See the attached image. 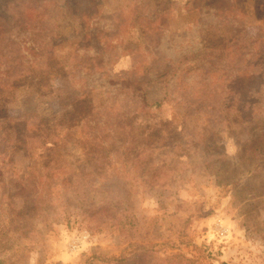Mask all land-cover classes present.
Returning <instances> with one entry per match:
<instances>
[{"label":"rangeland","instance_id":"1","mask_svg":"<svg viewBox=\"0 0 264 264\" xmlns=\"http://www.w3.org/2000/svg\"><path fill=\"white\" fill-rule=\"evenodd\" d=\"M3 18L0 264H264V0H0ZM225 21L237 44L200 47ZM89 66L145 71V100L111 105ZM52 118L75 125L42 145ZM104 128L130 143L90 145Z\"/></svg>","mask_w":264,"mask_h":264},{"label":"trees","instance_id":"2","mask_svg":"<svg viewBox=\"0 0 264 264\" xmlns=\"http://www.w3.org/2000/svg\"><path fill=\"white\" fill-rule=\"evenodd\" d=\"M230 11V9H225L226 12ZM212 11H215L213 8ZM218 14L220 10L216 11ZM231 12V11H230ZM1 21H4V18L0 20V23H3ZM235 24V25H234ZM234 25V26H233ZM4 26V24H2ZM240 23H237L235 21H225L223 23L217 24V23H211L204 25L202 29H200L199 33H201V36L199 37L200 40V47L205 48L209 51H213L217 48H224V47H229V46H234L237 44V30L240 27ZM35 27V26H34ZM240 32V30H239ZM235 34V36H234ZM231 38V39H230ZM251 40V38H250ZM249 40V41H250ZM247 41V40H246ZM243 42L241 44V49L248 48V44ZM258 41V40H256ZM224 44V45H223ZM251 48H256V43H252ZM250 48V49H251ZM264 48V47H263ZM133 69L126 71V72H120V73H114L110 69L103 70L101 72L96 73L95 69L93 66H89V68H86L82 72H80V77L79 80H83L85 83L88 82H103V85L100 86L103 88L106 94L107 100H110V104L113 105L114 102L116 101L117 94L120 96L125 95L128 96L130 94H134L136 90L140 92L142 95L143 93L141 92L140 89V84L145 80L144 78L147 75L145 71L142 74H137L136 72L132 71ZM168 70H163V73H167ZM137 84V87H135ZM174 91L173 87H169L167 94L170 96V94ZM142 100H145L144 94L142 97ZM124 102V101H123ZM155 107H158V103H154ZM73 106H70V109H72ZM63 115H61L62 117ZM55 117V116H53ZM60 119L58 120L55 118H52L50 120V124L43 125V123H35L31 125V128L33 129L32 134L37 138V140H40L42 142V145L45 144H51L55 145L56 140H58V136L56 135L54 129H59L62 131H65L69 133V131L73 128L75 124L72 123V125H67L63 128L62 124L60 123ZM66 122H69V120H66ZM104 124V122H103ZM78 126V124L76 125ZM102 133H97L96 135H87V139L91 140L92 143H89L93 147H97L98 144H104L106 147H111L110 143L115 144H129L130 141H125L123 138L125 137L121 132H116L110 131L109 128H104L102 130ZM58 132V131H56ZM33 136H30L29 138L32 140ZM105 138L108 139V141H105ZM40 144V143H38ZM50 169V168H49ZM66 181V180H64Z\"/></svg>","mask_w":264,"mask_h":264}]
</instances>
